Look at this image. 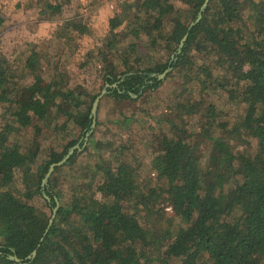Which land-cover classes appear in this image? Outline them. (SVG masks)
<instances>
[{
  "label": "trees",
  "instance_id": "trees-1",
  "mask_svg": "<svg viewBox=\"0 0 264 264\" xmlns=\"http://www.w3.org/2000/svg\"><path fill=\"white\" fill-rule=\"evenodd\" d=\"M30 2L55 17L65 0ZM203 2L137 0L113 15L109 40L96 51L104 58L115 52L120 61L108 59L95 90L72 85L58 63L45 77L54 53L39 41L27 42L20 63L0 62V180L10 171L0 181V264H264V0H209L191 25ZM3 21L0 14V27ZM87 30L75 18L59 23L55 34L71 42L74 31ZM175 70L184 78L166 98L174 110L165 119L170 127L154 117L151 171L138 155L126 157L118 132L107 131L102 99L86 139L93 102L107 82L106 95L125 124L148 112L142 97L154 96ZM129 104L134 108L126 114ZM70 121L78 122L80 135L61 150L51 148L37 169L39 155L21 143L24 131L47 126L49 137ZM76 143L81 149L43 186L50 164ZM60 186L70 187L69 201Z\"/></svg>",
  "mask_w": 264,
  "mask_h": 264
},
{
  "label": "rangeland",
  "instance_id": "rangeland-1",
  "mask_svg": "<svg viewBox=\"0 0 264 264\" xmlns=\"http://www.w3.org/2000/svg\"><path fill=\"white\" fill-rule=\"evenodd\" d=\"M135 1L137 0H65L60 14L55 17H47L38 2L33 4L30 0H0V14L4 16L0 27V62L5 66L11 62L16 65L19 61L18 56L25 58L27 42L39 41L54 53L52 62L45 68V77H49L51 70L58 63L63 67L65 65L71 74L72 85H83L86 91L95 90L100 86L105 70L109 69L108 59L114 63L120 61V55L115 52L106 53V58H104L96 51L97 47L109 40L110 18L115 14L122 16L124 12L130 11L132 3ZM75 18H81L82 22L88 26L86 32L80 34L74 31V40L71 42H67L66 38L55 34L56 26L59 23L64 20L71 22ZM123 26L121 24L117 29L123 30ZM91 51L94 53L93 56L90 55ZM165 54L168 55L167 52ZM154 55L157 57L158 52L155 51ZM183 78L182 72L175 70L174 75L164 81L155 91L154 96L147 100L142 97L144 108L148 112L138 113L131 122L125 124H121L122 117L118 113L117 102L112 96L104 94L101 98L100 118L106 122L105 125H109L107 127L112 128L107 131L118 132L116 137L123 142V147L127 150L126 157L130 159L135 154L138 155L146 163L149 171L153 169L154 158L151 143L155 141L154 129L157 126L153 120L159 115L164 130L170 127V123L165 119H172L174 110L167 108L166 98L173 89L179 88ZM133 108V104L123 107L126 114L131 113ZM3 110H5V106L0 104V115ZM59 119L60 122L63 121L64 115H61ZM97 129L98 134L103 132L101 128ZM47 130H50L47 126L43 127V131L31 126L24 131L21 137L22 145L27 149L34 147V151L39 155L35 165L37 169L49 159L51 148L63 149L70 138L79 136L81 132L80 125L76 121H70L64 132L49 137L45 133ZM241 151H246V147L241 146ZM62 173L64 177L68 178L71 171L65 167L62 169ZM151 174L154 175L153 172ZM9 177L10 171L4 173L3 179L0 181H8ZM15 178L17 182L20 181L21 177L18 172L17 175L15 173ZM60 188L64 193L63 201H69L71 199L70 187L60 186ZM96 196L101 198V192L98 191ZM164 204L167 209H171L167 200ZM179 222L181 221L177 223L180 224Z\"/></svg>",
  "mask_w": 264,
  "mask_h": 264
},
{
  "label": "water",
  "instance_id": "water-1",
  "mask_svg": "<svg viewBox=\"0 0 264 264\" xmlns=\"http://www.w3.org/2000/svg\"><path fill=\"white\" fill-rule=\"evenodd\" d=\"M208 2H209V0H204L203 4L201 5V8H200V10H199V13H198L197 18L195 19V21H193V22L191 23V25L194 24L196 21H198V20L202 17V15H203V11H204L205 8L207 7ZM187 36H188V35H187V33H186V34L182 37V39H181V41H180V44H179V47H178V49H177L178 52L181 51V49H182V47H183V44H184V41L186 40ZM172 55H174V54H172ZM170 68H171V67L166 68L163 72H161V73L159 74V76H160V77H164L165 74H166V72H168ZM153 74H154V73H153ZM113 84L116 85L117 83H113ZM109 85H110V83L107 82L106 85H105V87L102 88V91L96 96V98H95V100H94V102H93V106H92V110H91V111H92V112H91V116H92V128L86 133V134H87L86 139L88 138V135L90 134V132L93 130V128H94L95 125H96L98 105H99V102H100L102 96H103L104 94L107 93V91H108L107 87H108ZM76 148H77V150H80V149H81V147H79V143H76L75 145H73V146L68 150V152L63 156L62 159H60V160H58V161H55V162H52V163L50 164V166H49V168H48V171H47L45 177L43 178V182H42V185H43V186L47 183L48 178H49V176L51 175V173L54 171L55 167L58 166V165H62V164L68 159V157H69V156L75 151ZM57 208H58V205H56V206L54 207V211H53L52 217H51V219H50L49 226H50V224H51L52 221H53V218H54V216H55V214H56ZM49 226L46 228L45 233L48 231ZM36 253H37V247L34 248L33 251H32L30 254L27 255V258H29V259H33L34 256L36 255ZM10 257L13 258V259H15V260H17V261H23L22 258H19L17 255H14V254L10 255ZM24 263H27V262L24 261Z\"/></svg>",
  "mask_w": 264,
  "mask_h": 264
}]
</instances>
